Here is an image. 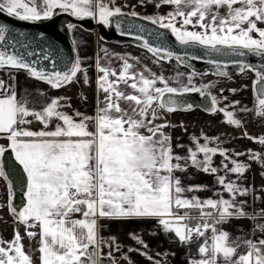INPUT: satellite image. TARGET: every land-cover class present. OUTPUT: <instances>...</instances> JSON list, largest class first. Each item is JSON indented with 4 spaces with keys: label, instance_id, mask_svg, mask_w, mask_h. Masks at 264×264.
<instances>
[{
    "label": "snow or ice",
    "instance_id": "6c2138e0",
    "mask_svg": "<svg viewBox=\"0 0 264 264\" xmlns=\"http://www.w3.org/2000/svg\"><path fill=\"white\" fill-rule=\"evenodd\" d=\"M140 2L155 3L157 8L173 6L166 16L152 15L143 19L169 29L182 45L198 44L209 52L227 51L238 56L248 53L264 56V27L258 26L264 24V0ZM221 9L226 11L221 13ZM57 10L79 19H96L104 26H110L113 18L118 16L139 15L135 11L124 13L115 0H0V13L23 21L50 19ZM115 26L121 27L119 19L115 20ZM189 26L199 31L189 30ZM68 27L75 26L70 24ZM9 31L7 25L0 24V45L6 42ZM138 38L157 62L174 57L171 50L153 45L143 36ZM102 51L105 63L101 64L102 58L98 56L96 69L100 73L97 90L104 94V99L98 98L93 116L78 110L72 114L65 112L61 101L69 99L66 97L41 101L40 98L45 97L43 92L35 99H30L28 93L18 96L13 85H6L0 79V135L9 141L7 147L0 144V177L8 179L2 159L8 149L14 152L15 160L27 177L26 204L19 210L11 204L14 193L9 180V202L7 205L0 203V209L8 208L13 223L24 225L29 239L39 237L40 264H102L105 244L109 248L115 246L119 251V245H114L115 237L106 241L99 235L98 218H155L165 232H174L182 244L190 245L202 238L203 243L198 244L199 258L191 260L190 264H264V239H233L220 227L232 218L249 216L245 210L247 201L237 197L247 196L252 191L239 183L251 165L233 157L247 155L264 164V153L248 149L230 155L228 149L220 146L219 137L210 138L204 134L205 143H200V138L193 135L194 147L189 146L188 154L181 156L174 151L172 136L164 131L174 125L166 119L164 123H157L164 119L160 115L164 111L194 110L195 105L182 102L178 97L197 92L210 98L205 111L223 113L226 123L242 127L243 121L237 118L235 111L228 110V105L219 106L228 98L213 95L212 83L193 85L195 72L189 74L187 84L174 87L163 74L148 68L138 70L139 58L115 54L121 61L120 68L116 69L108 50ZM44 59L51 60L55 68L56 60L51 58V53ZM175 59L180 61L182 58L177 55ZM210 62L216 67V75L229 76L219 61ZM236 63L241 72L249 68L255 71L252 65ZM5 67L25 70L30 77L46 82L54 89L72 83L78 73L83 74L85 83L88 82L87 69L82 66L79 55L67 71H47L15 50L9 52L0 47V68ZM182 75L177 73V79ZM256 75L258 82H264V71H257ZM122 85L131 91H125ZM223 91L221 89V93ZM230 91L235 93L236 89ZM239 103L233 101L231 107ZM240 111L249 110L243 108ZM255 112L264 118V84L258 92ZM33 120L43 127L40 130L27 127ZM54 121L55 126L49 130ZM245 136L264 145V135L253 137L245 133ZM213 143L215 146H210ZM217 154L226 161L222 164L225 175H219L220 169L213 166V157ZM189 167L215 175L216 182L229 193V198H223L222 194H218L219 199L185 197V192L203 190L200 185H182L176 172H186ZM228 174L235 175L236 180H228ZM194 210L199 215H193ZM77 214L79 218H76ZM262 218L264 209L252 216L257 221L254 231L264 233ZM130 236L147 249L141 236L135 233ZM23 240L18 228L14 230L12 240L0 238V264H35L33 253L25 250ZM241 247L246 251L240 252ZM129 251L139 249L130 248ZM142 255L153 259L147 251ZM107 256L111 259L112 252L109 251ZM155 264L161 262L156 260Z\"/></svg>",
    "mask_w": 264,
    "mask_h": 264
},
{
    "label": "crops",
    "instance_id": "0c3cea01",
    "mask_svg": "<svg viewBox=\"0 0 264 264\" xmlns=\"http://www.w3.org/2000/svg\"><path fill=\"white\" fill-rule=\"evenodd\" d=\"M137 7V13L144 15H167L173 10L171 5H163L159 8L155 6V3H141L140 0H133ZM221 13H224L221 10ZM179 27V24H177ZM259 27H264V24H258ZM189 30L199 31L198 28L193 29L189 26ZM254 37H258V34L253 33ZM74 38L77 45L78 55L81 58L82 66L87 69L88 82H84V76L82 73H78L76 79L59 89L51 88L49 85L35 80L23 72L18 71H3L0 70V79H2L6 85H13L18 93V96H24L26 93L30 94V99H35L38 94L43 92L45 97L40 98L50 99L55 97H66L69 99L61 101L65 105L63 110L69 114L75 111H80L88 116L95 115L98 98L104 99L102 92L98 93L97 77L100 73L96 69L97 57H101V64H104L103 59L104 52L102 49L106 48L112 60V66L116 69L120 68L121 61L116 59L115 54L127 55L129 57L139 58L138 70L144 68L151 69L152 72L161 74L159 69L155 70L151 67L150 62L139 53H137L132 47L125 45L117 47L112 43L106 42L99 38L95 32H85L82 29H76L74 32ZM130 62H133L130 60ZM245 73L246 84L241 82H229L228 85H222L220 88H224L229 91L232 88H236L238 93L232 95L230 93L224 94L228 98L229 109H235L238 114H248L249 111H240V109L246 108L250 110L253 108L252 100V74ZM163 74V73H162ZM164 75V74H163ZM165 76V75H164ZM158 86V85H157ZM124 88V86H121ZM246 88L244 92L241 89ZM125 91H131V89L124 88ZM220 96V90L218 91ZM233 101H239L238 105L234 108L231 107ZM70 105V106H69ZM237 114V115H238ZM164 119L157 120V123H164L166 119L174 127L164 129L166 133L172 136V144L174 151L181 156L188 154L186 146H194L192 136L200 138V143H205L203 135L206 134L210 138L219 137L221 147L228 149L229 154L233 152H247L248 149L255 150L257 152L264 153V145H261L252 139L245 136V133L250 136L256 137L264 135V119H259L257 116L241 117L237 118L243 121L242 127H230L226 123V117L223 115L212 114L207 115L198 110L191 112H162L160 113ZM55 121L49 126V130L55 126ZM183 125V126H181ZM233 126V125H232ZM32 130H40L43 125L39 121L33 120V123L27 125ZM0 144L5 147L8 146L9 141L2 135H0ZM182 144L184 147H176V145ZM210 146H215L213 143ZM242 162L251 165L250 169L240 178L239 183L247 186L252 191L247 196L237 197L238 200L247 201L246 211L255 215L260 209H264V200L258 199L264 198V164L258 163L249 159L247 155H241L239 157H233ZM226 162L224 157L217 154L213 157V166L220 169L219 175H225L222 168V164ZM232 165L229 164V167ZM176 175L180 177L182 185L203 186V190L185 192L184 196L191 198L193 196L199 197L201 200L209 198L219 199L218 194H222L223 198H229L224 188L216 182V176L213 174H206L195 167H189L186 172H176ZM228 180H236V176L233 174L227 175ZM9 178L5 179L0 177V203L7 205L9 202ZM13 191V188H12ZM14 193V191H13ZM14 195L11 200L13 202ZM76 218H79L77 214ZM261 223H264V218L261 219ZM100 224L99 235L106 241L115 237L114 245H119V251L115 246L109 248L107 244L102 247L103 255H107L109 251L112 252L116 264H155L156 260H159L161 264H190L191 260L198 259V244L203 243V239L192 243L182 244L179 242L175 233L165 232L161 225L158 224L155 218H123V219H105L98 218ZM257 221L251 218H232L228 222L222 225V229L230 233L231 238L243 237L252 240L264 239V233L254 231ZM18 228L21 235L24 236L23 244L26 251L33 253L35 264H40L38 249L39 237L35 239H29L25 235V227L22 224H14L13 216L9 212L7 207L0 209V238L5 241L13 239L14 230ZM39 231V229H36ZM130 233H135L142 237L147 244V249H144L142 245L138 244L134 240ZM210 234V233H209ZM130 248H137L139 251H129ZM147 251L149 256L153 259L149 260L146 256L142 255V252ZM240 252L246 251L243 247L239 249Z\"/></svg>",
    "mask_w": 264,
    "mask_h": 264
},
{
    "label": "water",
    "instance_id": "95a60500",
    "mask_svg": "<svg viewBox=\"0 0 264 264\" xmlns=\"http://www.w3.org/2000/svg\"><path fill=\"white\" fill-rule=\"evenodd\" d=\"M117 19L121 21L119 29L115 26V20ZM0 24L7 25L10 30L6 42L0 45V47L6 48L9 52L15 50V52L25 57V59L36 61L38 68H43L47 71H67L71 63L74 62L78 55L74 38V31L77 28L87 32H96L104 41L112 44L118 46L131 45L143 50L157 66L170 67L175 65L179 68L187 69L189 74L192 72L197 73L192 81L195 79L203 81L215 80L217 78L231 79L234 76H241L247 72L256 74L257 71H264V56L254 53L238 56L227 51L222 53L209 52L205 46L198 44L182 45L169 29L162 28L158 24H153L141 16H118L113 18L110 26H104L96 19H79L62 13L59 10H57V14L52 18L35 22L19 20L6 13H0ZM70 24L75 27L70 29L68 27ZM41 33L44 34L42 37ZM140 36L149 40L153 45L163 46L165 49L171 50L174 53V57L171 60L157 62L153 54L143 47V42L138 38ZM29 53H35V55L30 56ZM49 53H51V58L56 60L55 68H53L51 60L44 59V56ZM177 55L182 58L180 61L175 59ZM212 60L219 61L223 70L227 71L229 76L216 75V67L210 62ZM237 61L254 66L255 71L249 68L241 72L239 64L236 63ZM0 70L23 72L29 76L25 70L8 67L0 68ZM43 83L47 84L46 82ZM262 84L264 82H258L257 79L254 86L257 96ZM178 99L185 103H191L195 105V108L203 110L210 105V98L201 96L197 92L186 93L178 97ZM2 159L8 178L13 186L14 198L12 205L19 210L26 204V173H24L19 162L15 160V154L11 149L5 152ZM103 257L102 264H116L113 257L111 259L107 255H103Z\"/></svg>",
    "mask_w": 264,
    "mask_h": 264
},
{
    "label": "flooded vegetation",
    "instance_id": "af4514ba",
    "mask_svg": "<svg viewBox=\"0 0 264 264\" xmlns=\"http://www.w3.org/2000/svg\"><path fill=\"white\" fill-rule=\"evenodd\" d=\"M115 2H119L120 3V7L121 6H123L122 7V11L123 12H128V13H131V12H133V11H137V7H135V3H134V1L133 0H122V1H120V0H115ZM117 6H119L118 4H116ZM125 6V7H124ZM223 12H225L226 10L225 9H221ZM137 13V12H136ZM139 15L138 16H141V17H145V16H148V15H144V14H140V13H138ZM99 36V35H98ZM99 38H101L100 36H99ZM102 39V38H101ZM113 45H115V44H113ZM123 46H125V45H123ZM129 46V45H128ZM117 47H122V46H117ZM131 47V46H130ZM132 48L137 52V53H139L141 56H143L144 58H146L147 60H148V62H150L152 65H154L157 69H161V68H164V69H185V68H179V67H177V66H175V65H172V66H170V67H162V66H157L156 64H154L152 61H151V59H150V57L147 55V53L146 52H144L143 50H140V49H138V48H135V47H133L132 46ZM186 71H187V74H188V76H189V71L187 70V69H185ZM248 74H252L251 76H252V85H251V92H252V102H253V108H251L250 110H249V113L248 114H243L242 112L240 113V114H238L237 113V111L235 110V109H228V110H233V111H235L236 112V114H238L237 116H241V117H250L251 115L252 116H257L256 115V112H255V107H256V104H257V95H256V93H255V89H254V86H255V83H256V81H257V79H258V77H257V75L255 74V73H248ZM255 77H254V76ZM187 80H188V78H187ZM213 83L214 84V87L211 89V91H212V94L213 95H216L218 98L219 97H221V96H225L224 94H228V93H230V94H232V95H235V94H237L238 93V90H236V92L235 93H233L232 91H227V90H225L224 88H220V86H222V85H228L227 83H229V82H241V83H243V84H246V79H245V73L243 74V75H241V76H234L233 78H231V79H225V78H217V79H215V80H208V81H203V80H200V79H195L194 81H192V84L193 85H195V86H197V87H199V86H201L202 84H208V83ZM188 83V81L185 83V84H187ZM247 85V84H246ZM221 89H223L224 91H223V93H221ZM232 89H236V88H232ZM220 90V93H221V95L219 96L218 95V91ZM246 90V88H244V89H241L240 91H242V92H244ZM228 99L226 100V101H222V103L219 105L220 107H224L225 105H228L229 106V104H228ZM256 101V102H255ZM195 110H198V111H200V112H203V113H205V114H207V115H212V113H209V112H207V111H205V110H203V109H201V108H195L194 110H192V111H195ZM180 112H191V111H180ZM215 114H218V115H224L223 113H220V112H216ZM258 117V116H257ZM259 119H264V118H259ZM230 127H234V126H232V125H229ZM187 147V149H188V147L189 146H186ZM192 147H194V146H192ZM263 179H264V173H263ZM192 214L193 215H199V214H197V213H194V212H192ZM252 213L250 212V215L248 216V218H251L252 219ZM260 222H262V221H260ZM221 227H222V225H221Z\"/></svg>",
    "mask_w": 264,
    "mask_h": 264
},
{
    "label": "rangeland",
    "instance_id": "374dc122",
    "mask_svg": "<svg viewBox=\"0 0 264 264\" xmlns=\"http://www.w3.org/2000/svg\"><path fill=\"white\" fill-rule=\"evenodd\" d=\"M120 1H122V0H120ZM115 4H118L120 6L119 2H115ZM122 7L123 6H121V8ZM77 29H79V28H77ZM92 33L95 34V32H92ZM129 46H131V45H129ZM150 65H151L152 68L157 70V68L154 65H152L151 63H150ZM159 71L161 72V74L163 73L165 75V77H167L169 79V82H170L171 86L175 87V86H178V85H183V84H185L188 81L187 80L188 74H187V71L185 69H164V68H161ZM177 73H182L183 74L182 76L179 77V80L177 79ZM158 86H162V85L158 84Z\"/></svg>",
    "mask_w": 264,
    "mask_h": 264
},
{
    "label": "trees",
    "instance_id": "16d2710c",
    "mask_svg": "<svg viewBox=\"0 0 264 264\" xmlns=\"http://www.w3.org/2000/svg\"><path fill=\"white\" fill-rule=\"evenodd\" d=\"M115 46H118V45L115 44ZM122 46H123V45H122ZM193 212L199 214L198 211H195V210H194ZM193 223H195V221H193ZM220 227H221V226H220Z\"/></svg>",
    "mask_w": 264,
    "mask_h": 264
}]
</instances>
